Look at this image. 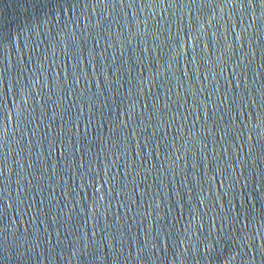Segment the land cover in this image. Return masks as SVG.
Instances as JSON below:
<instances>
[{
	"label": "water",
	"instance_id": "water-1",
	"mask_svg": "<svg viewBox=\"0 0 264 264\" xmlns=\"http://www.w3.org/2000/svg\"><path fill=\"white\" fill-rule=\"evenodd\" d=\"M0 264H264V0H0Z\"/></svg>",
	"mask_w": 264,
	"mask_h": 264
},
{
	"label": "snow or ice",
	"instance_id": "snow-or-ice-1",
	"mask_svg": "<svg viewBox=\"0 0 264 264\" xmlns=\"http://www.w3.org/2000/svg\"><path fill=\"white\" fill-rule=\"evenodd\" d=\"M205 247L207 248V247H208V245H205Z\"/></svg>",
	"mask_w": 264,
	"mask_h": 264
}]
</instances>
